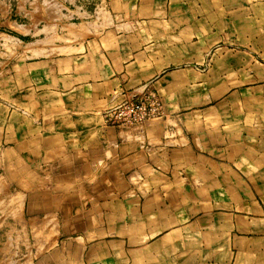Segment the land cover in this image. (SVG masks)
<instances>
[{
    "label": "crops",
    "instance_id": "0c3cea01",
    "mask_svg": "<svg viewBox=\"0 0 264 264\" xmlns=\"http://www.w3.org/2000/svg\"><path fill=\"white\" fill-rule=\"evenodd\" d=\"M220 1L0 0V264H264V85L220 69L264 0Z\"/></svg>",
    "mask_w": 264,
    "mask_h": 264
},
{
    "label": "built area",
    "instance_id": "2783aa9c",
    "mask_svg": "<svg viewBox=\"0 0 264 264\" xmlns=\"http://www.w3.org/2000/svg\"><path fill=\"white\" fill-rule=\"evenodd\" d=\"M162 103L154 91H148L137 99L123 100L107 113V121L115 126L137 127L145 121L160 118Z\"/></svg>",
    "mask_w": 264,
    "mask_h": 264
},
{
    "label": "rangeland",
    "instance_id": "374dc122",
    "mask_svg": "<svg viewBox=\"0 0 264 264\" xmlns=\"http://www.w3.org/2000/svg\"><path fill=\"white\" fill-rule=\"evenodd\" d=\"M221 3H226L228 0H221ZM221 44V43H220ZM234 59V60H233ZM221 70H240L247 72H254L255 75L251 76L249 75L245 78H229L225 79L226 81L235 80L236 85H241L244 83L248 84L249 86H255V85H264V57L255 58L253 61H250L247 57L244 56H237L233 57L231 60H225L223 63L220 64ZM248 98H254L250 99L251 101H257V102H263L264 103V88L262 90H258L255 92H249Z\"/></svg>",
    "mask_w": 264,
    "mask_h": 264
}]
</instances>
